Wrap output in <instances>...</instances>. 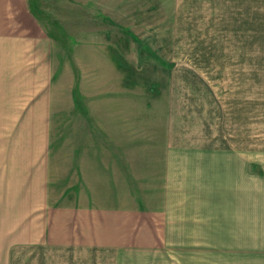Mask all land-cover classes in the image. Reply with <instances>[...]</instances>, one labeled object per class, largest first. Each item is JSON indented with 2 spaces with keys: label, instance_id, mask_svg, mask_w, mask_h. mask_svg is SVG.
<instances>
[{
  "label": "rangeland",
  "instance_id": "rangeland-1",
  "mask_svg": "<svg viewBox=\"0 0 264 264\" xmlns=\"http://www.w3.org/2000/svg\"><path fill=\"white\" fill-rule=\"evenodd\" d=\"M30 9L51 47L47 55L46 48L30 53L23 100L47 112L30 114L29 127L0 114V185L37 201L43 188L44 203L52 185L65 186L68 197L80 148L74 143L109 144L107 156H88L89 174L106 172L101 180L110 185L124 178L142 206L163 207L168 199L178 223L168 243L137 257L141 264H227L226 215L219 222L215 211L227 197L229 0H30ZM112 115L124 117L121 126L104 128ZM118 143L136 162L111 160ZM182 154L189 155V186L172 192L170 166Z\"/></svg>",
  "mask_w": 264,
  "mask_h": 264
},
{
  "label": "crops",
  "instance_id": "crops-1",
  "mask_svg": "<svg viewBox=\"0 0 264 264\" xmlns=\"http://www.w3.org/2000/svg\"><path fill=\"white\" fill-rule=\"evenodd\" d=\"M50 47L44 23L30 9V0H0V114L10 115L12 126L29 127L30 114L47 112L30 105L27 97L23 100V94L29 87L30 53L46 48L47 55ZM106 59H110L107 53ZM229 66L227 197L215 215L219 222L222 213L226 215L227 264H264V0H229ZM41 94L33 99L37 102ZM106 118L104 128L119 127L124 119L122 115ZM75 123L91 127L86 121ZM74 144L80 148L72 155L76 164L70 166L75 172L69 177L68 197L65 186L52 185L44 203L43 188L37 201L23 196L21 189L0 185V264H30V257L38 264H141L137 257L158 251L168 243L174 225L178 228L168 199L163 207L142 206L124 178L110 185L101 180L108 178L106 172L89 174L88 156H107L109 144L107 149L103 144L93 148L98 145L87 138ZM118 146L110 153L118 157L111 160L136 162L135 153ZM188 156L182 154L170 166L174 179L182 181L172 179V192L174 185L189 186ZM220 162L218 157L216 183L221 181ZM166 187L168 193L169 181Z\"/></svg>",
  "mask_w": 264,
  "mask_h": 264
},
{
  "label": "trees",
  "instance_id": "trees-1",
  "mask_svg": "<svg viewBox=\"0 0 264 264\" xmlns=\"http://www.w3.org/2000/svg\"><path fill=\"white\" fill-rule=\"evenodd\" d=\"M137 52H138V54H139V53L141 52V49H139ZM139 56H140V54H139Z\"/></svg>",
  "mask_w": 264,
  "mask_h": 264
}]
</instances>
